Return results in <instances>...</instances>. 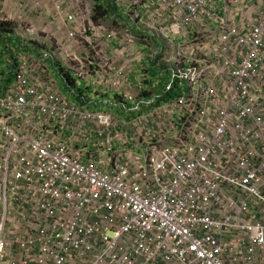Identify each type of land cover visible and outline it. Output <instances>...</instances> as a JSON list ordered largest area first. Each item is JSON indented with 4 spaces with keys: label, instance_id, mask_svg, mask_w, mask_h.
Segmentation results:
<instances>
[{
    "label": "built area",
    "instance_id": "2783aa9c",
    "mask_svg": "<svg viewBox=\"0 0 264 264\" xmlns=\"http://www.w3.org/2000/svg\"><path fill=\"white\" fill-rule=\"evenodd\" d=\"M0 5V264H264V0Z\"/></svg>",
    "mask_w": 264,
    "mask_h": 264
},
{
    "label": "rangeland",
    "instance_id": "374dc122",
    "mask_svg": "<svg viewBox=\"0 0 264 264\" xmlns=\"http://www.w3.org/2000/svg\"><path fill=\"white\" fill-rule=\"evenodd\" d=\"M15 22V31H14V33L13 34H15V36H17V37H20L21 39H23L24 40V43H27L28 45H32V44H36V43H42V47H43V44H44V42L43 41H45L44 39H45V36H46V34L48 33V31H46V30H42V29H39V31L40 32H38V34L37 35H35V36H28V37H26V36H24L23 35V32L21 31V24L18 22V21H14ZM28 23H30V24H35L36 23V17L35 16H32V19L28 22ZM22 26H24V27H26V26H29V25H22ZM14 40V41H13ZM12 41H13V44L12 45H16L17 44V41H16V38L15 37H13L12 38ZM29 52V51H28ZM55 53V57L57 58V52L55 51L54 52ZM30 54V53H29ZM31 54L33 55V56H35V57H37V53L36 52H31ZM58 59V58H57ZM59 60V63L62 65V60H61V58H59L58 59ZM0 63H3V61L2 60H0ZM51 71H52V73H53V75L55 76V79L57 80V82H58V84H59V88H60V90L62 91V93L64 94V95H66L67 97H69V98H74L73 96H74V93H73V91H79V90H81V91H86L85 90V86H84V84L77 78V77H75L74 76V79H76V81H77V85H76V87L74 88V87H70L68 84H67V82L66 81H64L60 76H59V74L57 73V71H55L54 70V68L53 67H51ZM94 94H95V90H92V92H91V94H88V95H90V97H92V96H94ZM109 94V97L110 98H113V96H114V93H108ZM97 100H101V97L99 96L98 98H97ZM100 109H103L104 107H102V106H100L99 107ZM119 111H116V113H118Z\"/></svg>",
    "mask_w": 264,
    "mask_h": 264
},
{
    "label": "trees",
    "instance_id": "16d2710c",
    "mask_svg": "<svg viewBox=\"0 0 264 264\" xmlns=\"http://www.w3.org/2000/svg\"><path fill=\"white\" fill-rule=\"evenodd\" d=\"M97 12L98 13H102V12H104V10H102L101 9V7H99L98 6V8H97ZM0 32H1V35H2V37H3V42L5 43V45L7 44H13V41H12V38L14 37V35H13V30H12V28H11V23H2V24H0ZM3 43V44H4ZM17 43H18V45L20 44V45H24L25 46V50L26 51H29V52H35L33 49H31L30 48V46L27 44V43H24L23 41H21V40H19V41H17ZM62 72V71H61ZM59 76L60 77H62V79L64 80V81H66L67 82V84L70 86V87H73V81L70 79V77H69V75L67 74V73H60V71H59ZM79 92H81V90H79V91H73V93H74V99H76L77 101H79V102H82L81 101V99H80V95H79ZM87 103V102H86ZM99 105H94L93 107H91V108H93V109H97V108H99L98 107Z\"/></svg>",
    "mask_w": 264,
    "mask_h": 264
},
{
    "label": "crops",
    "instance_id": "0c3cea01",
    "mask_svg": "<svg viewBox=\"0 0 264 264\" xmlns=\"http://www.w3.org/2000/svg\"><path fill=\"white\" fill-rule=\"evenodd\" d=\"M43 3H44V5H50L51 4V0H43ZM0 11L2 12V6H1V10Z\"/></svg>",
    "mask_w": 264,
    "mask_h": 264
}]
</instances>
